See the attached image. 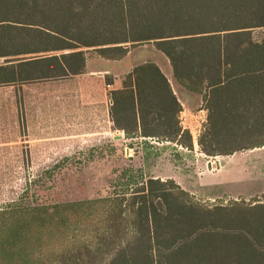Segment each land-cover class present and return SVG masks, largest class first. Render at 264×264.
Masks as SVG:
<instances>
[{
    "label": "trees",
    "instance_id": "trees-1",
    "mask_svg": "<svg viewBox=\"0 0 264 264\" xmlns=\"http://www.w3.org/2000/svg\"><path fill=\"white\" fill-rule=\"evenodd\" d=\"M259 28L264 0H0V86L79 75L87 50L121 60L133 45L153 42L175 80L203 94L202 152L231 155L245 148L217 150L227 123L218 113L243 117L250 131L264 134V35L253 37ZM111 95V121L126 138L192 146L178 119L182 106L156 63L135 66ZM127 194L0 212V264H20L22 243L46 248L53 232L68 242L66 231L99 209L107 228L95 247L76 246L58 264H96L100 256L98 264H264V202L206 206L172 179L153 177Z\"/></svg>",
    "mask_w": 264,
    "mask_h": 264
},
{
    "label": "rangeland",
    "instance_id": "rangeland-1",
    "mask_svg": "<svg viewBox=\"0 0 264 264\" xmlns=\"http://www.w3.org/2000/svg\"><path fill=\"white\" fill-rule=\"evenodd\" d=\"M263 35L264 28L253 31L255 40ZM86 56L92 69L113 71L119 84L135 66L147 61L158 63L166 76L172 78L167 57L153 42L133 45L126 64L118 68L110 67L112 63H103L92 50H87ZM105 76L102 92L106 113L111 96L105 83L114 77L113 73ZM80 85L81 79L77 78L72 82L59 79L21 87L0 86V212L17 213L35 206L121 197L150 177L172 179L206 206L264 202V146L247 149L264 142V134L250 131L243 117L224 111L218 113L227 123L216 147L218 151L228 152L245 149L210 157L199 145L208 126L203 94L183 87L185 105L193 104L192 113L196 114L189 115L187 109L178 115L181 127L196 136L194 144L191 135V147L161 137L143 138L134 134L126 138L118 129L108 139L73 140L66 137L69 127L65 121L73 117L84 119L88 115L80 110ZM198 109L203 112H196ZM98 115L101 117L102 111ZM20 136L22 143H19ZM182 142H188V138H182ZM219 161L223 163V170L219 176L211 175L208 171ZM213 180L227 185H216ZM88 214L83 215L82 224L75 231H66L71 237L68 242L63 243L65 235L53 232L46 239L49 244L46 248L22 243L20 264H58L76 246L81 250L85 245L95 247L98 235L107 228V220L101 209ZM36 237L32 234L28 239ZM100 261L101 256L95 259L96 264Z\"/></svg>",
    "mask_w": 264,
    "mask_h": 264
},
{
    "label": "crops",
    "instance_id": "crops-1",
    "mask_svg": "<svg viewBox=\"0 0 264 264\" xmlns=\"http://www.w3.org/2000/svg\"><path fill=\"white\" fill-rule=\"evenodd\" d=\"M100 57V56H99ZM126 57H128V54L122 58L121 60H106L104 58L100 57V60L103 61V63H112L109 64L110 67L118 68L120 65L124 66L126 64ZM158 65V63H156ZM159 66V65H158ZM160 68V66H159ZM161 71L164 73V70L160 68ZM172 69V68H171ZM112 75L113 73V80L106 82L105 86L107 88V85H110L111 87L108 89L110 91V95L112 96V92L114 90L120 89L122 86V83L119 84L118 80L115 78L116 74L113 71H108L105 68L100 69L96 71L95 69H92L90 67L89 61H86V67L85 71L82 74L75 75V76H70L67 78H64V82H72L74 79H81V85L79 86L78 91H80V99H81V104H80V110H85L88 114L84 119L82 118H71L67 119L65 121L66 125L69 127V133L67 134L66 137L68 139H73L77 140L80 137L86 138V137H100V138H105L108 139L110 136L113 137L115 136L114 130V124L111 121L110 114H109V109L106 108V113L103 111V103L105 102L104 99V94H103V81L104 78L106 77L105 75L109 74ZM166 76V74L164 73ZM168 79L171 89L173 93L175 94L177 100L182 106V110L179 112V114H183L186 112V110H189V115L191 116H196V114L192 113V108L193 104H189V107H186L185 101L183 99L184 94L186 93L182 85H180L174 78L173 72H172V78L166 76ZM76 88H73V92ZM106 92V90L104 89ZM75 93H77V90H75ZM108 96V97H109ZM71 100V98L69 99ZM110 100V98H109ZM196 101L198 100L197 98L195 99ZM196 104H198L196 102ZM111 105V103H110ZM102 111L101 117H99L98 113ZM196 112L202 113L203 110H197ZM197 113V114H198ZM182 117V116H181ZM180 117V119H181ZM179 119V116H178ZM204 120L202 119V122ZM183 129V128H182ZM185 129V128H184ZM183 129V130H184ZM114 134V135H113ZM19 143H22V137L20 136ZM216 156H210V157H217ZM223 170V163L219 161L217 164L214 163L212 165V169L209 170L208 172L211 175L214 176H219L221 171ZM215 181V180H213ZM216 182V181H215ZM216 185H227L226 183H219L216 182Z\"/></svg>",
    "mask_w": 264,
    "mask_h": 264
},
{
    "label": "built area",
    "instance_id": "built-area-1",
    "mask_svg": "<svg viewBox=\"0 0 264 264\" xmlns=\"http://www.w3.org/2000/svg\"><path fill=\"white\" fill-rule=\"evenodd\" d=\"M111 86L107 85V88L109 89ZM182 123V122H181ZM192 138H193V142L194 144H196V136L191 132Z\"/></svg>",
    "mask_w": 264,
    "mask_h": 264
},
{
    "label": "water",
    "instance_id": "water-1",
    "mask_svg": "<svg viewBox=\"0 0 264 264\" xmlns=\"http://www.w3.org/2000/svg\"><path fill=\"white\" fill-rule=\"evenodd\" d=\"M119 138H121V136H118Z\"/></svg>",
    "mask_w": 264,
    "mask_h": 264
}]
</instances>
